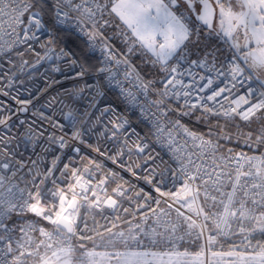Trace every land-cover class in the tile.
I'll list each match as a JSON object with an SVG mask.
<instances>
[{
  "label": "snow or ice",
  "instance_id": "snow-or-ice-1",
  "mask_svg": "<svg viewBox=\"0 0 264 264\" xmlns=\"http://www.w3.org/2000/svg\"><path fill=\"white\" fill-rule=\"evenodd\" d=\"M0 96V264H264V0H0Z\"/></svg>",
  "mask_w": 264,
  "mask_h": 264
},
{
  "label": "built area",
  "instance_id": "built-area-1",
  "mask_svg": "<svg viewBox=\"0 0 264 264\" xmlns=\"http://www.w3.org/2000/svg\"><path fill=\"white\" fill-rule=\"evenodd\" d=\"M24 59L28 60L29 63H32L35 60V57L31 53H28V54H26L24 56ZM17 63H19V61H17ZM5 67H8V66L5 65ZM17 71H18V69H17ZM41 71H43V69ZM57 79H61L62 80L61 77H57ZM27 86L30 87V88L32 87L31 84H28ZM36 86L39 87V88H43L45 86L44 79H43L42 76H39L37 78ZM71 86L72 85L69 82H63V84H62L63 88H69ZM56 90H59V88H56V89H54L52 91H49L46 96H43V98H41L39 100V104H44L49 96L55 94ZM13 94H15V92H13ZM34 94H35V92H33V95ZM31 98H32V96L29 94V92L25 91L23 88L20 90L19 99H31ZM112 100H113V102H117L114 96L112 97ZM0 102L9 103L11 105V107H12V110H15V108L18 107V105H16L15 101H12L10 98H8L7 101H6L4 97L0 96ZM135 112H136V115H131L130 114L129 118L134 122L133 126L137 128V131H139L142 136H147V141L146 142H148L150 144V146H151L149 150L153 153V155H157L158 154L159 159H162L164 161H169V159H170L169 150H168L167 147H161V142H163V141L157 142L156 136L153 135L155 130L152 128L151 121L146 119L144 124H139L137 122V115L139 114V109H136ZM30 114H31V108H30V111H29L28 115H30ZM220 119H223V118H220ZM182 122L185 123L186 125H188L192 130L200 132V131L194 129L190 125V123H192L193 120L190 121L188 118H184V120ZM176 139L178 141H180L181 143H183V139L184 138L182 137V135L177 134ZM236 151H244V152H246L244 149H237ZM249 154L251 155L252 153L249 152ZM158 162H159V160H158ZM107 167L108 168H112L115 171H120V169L116 165H113L110 161L107 163ZM121 175L124 177V179L129 180L131 183H133V184L137 183L136 179L134 177H132L130 173L121 172ZM113 186L114 185H110L109 186V190ZM140 186L145 187L147 189V185H145L143 183V181L140 182ZM127 206L128 205L125 204V207H127ZM133 207H134V205H133ZM106 215H107V213H106ZM112 215L114 216L115 213H113ZM124 219H127V217H124ZM97 220L99 221L100 224H104V220L101 219L99 216H97ZM89 226L90 227L92 226L91 220L89 221ZM123 226L126 227V225H123ZM241 239H242V237H240V236L224 237L220 241V244H218L216 246V248H214V249H221V246H222V249L229 250L233 245H236L237 248L242 247V245L240 243ZM259 239H261V237L259 236V234H257L255 239L252 240V243L255 244L256 240H259Z\"/></svg>",
  "mask_w": 264,
  "mask_h": 264
},
{
  "label": "trees",
  "instance_id": "trees-1",
  "mask_svg": "<svg viewBox=\"0 0 264 264\" xmlns=\"http://www.w3.org/2000/svg\"><path fill=\"white\" fill-rule=\"evenodd\" d=\"M211 123L213 125H215V124L225 125L226 122H225L224 119L212 118L211 119ZM190 125L194 129H196V130H198V131H200L202 133L208 131L207 126H205L203 124H200V123L194 122V118H193V122L190 123ZM253 127H256V126L254 125ZM214 130L217 131V132H219V128H216ZM231 130L232 131H235L234 127H232ZM247 130L248 129L245 128V131H247ZM220 143L224 146L225 149H227V148H234L235 150H237V149H244L246 152H249V149L246 146L243 145V142L242 141H240L239 143H237V141L235 139H233L232 142L228 143V142H225V141L221 140ZM261 151H264V149H261ZM198 249H199V246L197 245L195 248H190L189 250L196 251Z\"/></svg>",
  "mask_w": 264,
  "mask_h": 264
},
{
  "label": "rangeland",
  "instance_id": "rangeland-1",
  "mask_svg": "<svg viewBox=\"0 0 264 264\" xmlns=\"http://www.w3.org/2000/svg\"><path fill=\"white\" fill-rule=\"evenodd\" d=\"M199 250V249H198ZM198 250H196V251H198ZM214 251H220L221 249H213ZM222 250H224V251H228V250H225V249H222ZM181 251H183V248H181ZM191 251V250H190Z\"/></svg>",
  "mask_w": 264,
  "mask_h": 264
}]
</instances>
